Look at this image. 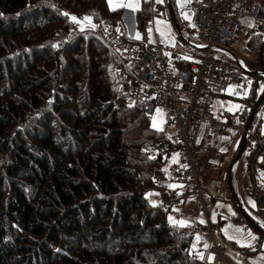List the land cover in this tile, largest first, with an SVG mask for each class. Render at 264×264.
<instances>
[{
    "label": "trees",
    "instance_id": "1",
    "mask_svg": "<svg viewBox=\"0 0 264 264\" xmlns=\"http://www.w3.org/2000/svg\"><path fill=\"white\" fill-rule=\"evenodd\" d=\"M105 2L0 0V264H200L193 235L160 222L171 196L152 173L172 151L163 158L158 144L173 143L128 99L126 53L104 32L117 21L126 41L124 9ZM141 6L137 29L154 14L152 0ZM70 15L89 16L94 27L80 29ZM262 34L264 22L245 44L264 72ZM263 80L254 76L231 127L247 122ZM259 109L246 141L252 178L256 158L264 171ZM254 213L264 230V212ZM261 238L242 253H256Z\"/></svg>",
    "mask_w": 264,
    "mask_h": 264
},
{
    "label": "built area",
    "instance_id": "2",
    "mask_svg": "<svg viewBox=\"0 0 264 264\" xmlns=\"http://www.w3.org/2000/svg\"><path fill=\"white\" fill-rule=\"evenodd\" d=\"M184 5L190 18L185 27L190 35L182 38L184 53L157 42L148 43L147 38L139 46L128 45L122 39V25L117 21L104 32L113 47L131 54L129 62L140 69L137 74H121L128 99L140 105L142 116L155 131L163 133L166 126L175 128L173 146L169 149L158 144L156 154L165 158L168 150L178 149L181 162L167 168L166 173L158 170L152 173L154 183L170 191L171 198L163 204L164 209L177 206L179 198L194 200L199 212L205 215L206 224L194 228L190 221L180 217L174 227L193 236H208L210 246L200 247L192 255L200 264H219L223 260V245L213 241L205 214L208 201L202 188L205 184H227L233 179L234 171L226 167L222 154L210 145L197 144L196 140L203 123L218 138L226 126H232L212 115L211 99L224 94L229 85L241 86L242 71L246 70L234 55V44L258 31L264 22V0H185ZM141 20L142 32L149 23L153 26L152 14L144 15ZM170 61L176 64L172 72L167 68ZM244 196L256 200L258 207L264 206V185L254 184Z\"/></svg>",
    "mask_w": 264,
    "mask_h": 264
},
{
    "label": "rangeland",
    "instance_id": "3",
    "mask_svg": "<svg viewBox=\"0 0 264 264\" xmlns=\"http://www.w3.org/2000/svg\"><path fill=\"white\" fill-rule=\"evenodd\" d=\"M105 1L106 7L110 10L119 9L121 7L124 9L123 14H121V21H123L126 27L124 30L126 44L139 46V42H144L147 38L148 43L157 42L162 46L173 47L176 52L184 53L185 47L182 44V38H188L190 35V32H188V30L185 28L187 27V22L190 21V18L187 14L188 11L184 5L185 0H171V5H173L174 8L173 17L178 19L177 24L180 35L175 32L173 20L166 15L163 0H159V2L158 0H152V4L154 6V14H152L153 26L149 23L148 28L145 29V32L137 29L136 22L134 21L138 12L142 10V0H111V4L109 3V0ZM72 17L76 16H69V18L73 21ZM85 17H88L89 19L85 20ZM241 22L245 23L243 19H241ZM74 23H77L80 29L94 27V22L91 21L89 16L76 17V21H74ZM128 36L132 39H130ZM262 38H264L263 34ZM234 48L235 57L243 62L245 65L244 68L247 71H242L243 79L240 85L243 86L244 89H249L251 88L250 85L251 81L254 79V76L259 77L256 74V71L259 69L257 63L259 58L248 53V50L246 49L245 38H241L235 42ZM120 51L124 54L123 49ZM129 57H131V54L127 53L126 59L131 70V75L139 73L140 69L129 62ZM222 59L226 60L228 63H232L224 57H222ZM167 68L172 72L176 69V64L173 61H170L167 65ZM211 102L212 105L210 111L212 115H214L218 120L225 119V116H222L223 114L236 116L235 114L240 109L237 101L230 99L214 97L211 99ZM258 114L259 116L261 114L262 120L259 127L261 130L260 132L264 133V103L259 109ZM237 125L235 121L234 127L226 126L224 134L218 138V136L214 135L211 130L208 129L205 123H203L199 128L200 132L196 143L202 144L203 146L210 145L215 149V151L222 154L226 167H228L234 158L235 152L238 150L240 143L239 139L242 135V130L244 129L242 124ZM150 128L154 130L152 124ZM163 131L164 136H166L168 139H173L176 134L175 128L170 126H166ZM252 146V142H250L249 147L251 148ZM249 149L246 148V150L241 153V157L233 170L234 177L230 180V182L232 181L231 185L234 188V194L237 196V198H240L245 205L247 211L242 208L244 212H246L249 216H254V212H256L258 208H261V210H263L262 212H264V206L258 207L259 205L257 204V201L252 198L245 197L244 192L251 186V179L258 187L264 185V171L257 167V163L259 162L260 158H256V164L254 163L249 166V170L252 173L253 178L249 173H245L244 165H246L248 162V156L246 154ZM179 153L180 152L178 149L169 152L166 158L167 161L159 171L166 173L167 168L173 164L181 162ZM202 190L204 192L205 199L208 201L205 214H207L208 223L212 228L213 241H215L217 245H223V260L219 264H244L246 255L241 252L244 249L254 246V244L258 241L257 233L246 223L233 219V216H235L236 213H234L233 210L234 203L232 200L230 202L226 199V197H229L230 199V192L228 191L226 184H205L203 185ZM151 200L154 201L153 199ZM241 205L243 206L242 203ZM180 217L190 221L194 228H199L205 225L207 222L205 215L199 212V206L196 204V202L194 200H183V198H179V204L170 209V211L162 217L160 222H162V224L165 223L170 226H175ZM221 221H223V223ZM190 242L194 245L193 251L200 249V247L206 249L211 243L208 236L197 234L193 236V240L190 239ZM259 245L260 248L258 254H262L264 257V238H261Z\"/></svg>",
    "mask_w": 264,
    "mask_h": 264
},
{
    "label": "water",
    "instance_id": "4",
    "mask_svg": "<svg viewBox=\"0 0 264 264\" xmlns=\"http://www.w3.org/2000/svg\"><path fill=\"white\" fill-rule=\"evenodd\" d=\"M166 2H167V5L169 6L170 19H172L173 22H174L175 32L178 33V35H180L179 30H178V24L176 23V20L174 19L173 14H172L173 11H172L171 5H170L168 0H166ZM258 58H259V66H260V63H261L260 54L258 55ZM232 59H235V62H238L237 59L234 58L233 56H232ZM261 67H262V65H261ZM261 67H260V69H258V73H256V74L258 76L264 78V72L262 71ZM263 103H264V88H263L262 93L257 98V102L255 103L254 107L251 109V111L249 113L250 115L248 117L247 122L243 126L244 129L242 130V135L240 136V139H239L240 143H239L238 150L235 152L234 158H233V160L231 161V163L229 165L230 171L234 170L235 165H237V163H238V161H239V159L241 157L240 156L241 153L243 151H245V149H246V144H247L246 141H247V137H249V132H250V128L249 127H250L251 123L255 119L257 110L261 107V105ZM226 185L228 187V191L230 192L229 193L230 199L232 200V202L236 206L235 208H236L237 212L240 213L241 217L243 218L244 223H246L248 226H250L257 233V235H259V236L264 238V230L262 228H260L259 226H256L254 224V220L246 212H244V210L242 209L241 203L239 202L238 198H236V195L234 194L235 193L234 192V188L231 185L230 180H228Z\"/></svg>",
    "mask_w": 264,
    "mask_h": 264
},
{
    "label": "crops",
    "instance_id": "5",
    "mask_svg": "<svg viewBox=\"0 0 264 264\" xmlns=\"http://www.w3.org/2000/svg\"><path fill=\"white\" fill-rule=\"evenodd\" d=\"M249 93H250V88L249 89H244L243 86L229 85V86H227V89H226L225 93L222 94L221 96H217V97L237 101V103L240 106V101L239 100L244 98V97H246L247 95H249ZM217 97H215V98H217ZM222 116H225V119L224 120L223 119H219V120L227 123V119H229L230 115L223 114ZM259 119H260V122H262L261 114L259 116ZM260 122H259V126H260ZM233 126H234V123H233ZM229 165H228V167H229ZM231 183H232V181H231ZM261 211H263V210H261ZM260 241H261V239H260ZM259 248H260V245H259ZM259 248H258V251H259ZM258 251L256 253L255 252L243 253V254L246 255L244 264H264V257H263L262 254L259 255Z\"/></svg>",
    "mask_w": 264,
    "mask_h": 264
},
{
    "label": "snow or ice",
    "instance_id": "6",
    "mask_svg": "<svg viewBox=\"0 0 264 264\" xmlns=\"http://www.w3.org/2000/svg\"><path fill=\"white\" fill-rule=\"evenodd\" d=\"M158 2H159V0H158ZM109 3L111 4V0H109ZM65 15H69V14L68 13H65ZM72 19H73V21H76V17H72ZM84 19L85 20H88L89 18L88 17H85Z\"/></svg>",
    "mask_w": 264,
    "mask_h": 264
}]
</instances>
